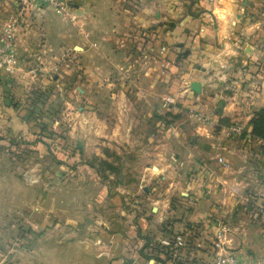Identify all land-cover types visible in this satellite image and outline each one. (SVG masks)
Listing matches in <instances>:
<instances>
[{
  "label": "rangeland",
  "instance_id": "374dc122",
  "mask_svg": "<svg viewBox=\"0 0 264 264\" xmlns=\"http://www.w3.org/2000/svg\"><path fill=\"white\" fill-rule=\"evenodd\" d=\"M65 1L66 14L46 7L66 34L86 10L77 11L84 2ZM121 1L122 8L129 7L132 13L144 2ZM193 2L175 3L176 14L169 24L180 15L202 12L208 13L205 19L212 24L211 6L191 8ZM238 4L242 6L240 0ZM241 20L249 26L248 38L259 41L257 50L264 57V0H251ZM15 22L17 26V18ZM84 25L80 21L77 27L89 37ZM158 26L162 28L160 23L133 25L122 33L113 29L108 39L107 34H97L88 45L50 50L45 67H27L20 82L1 83L0 264L196 263L193 258L183 263L184 256L177 252L188 243L195 245L192 229H213L215 219L208 213L185 221L182 210L192 206L186 188L190 179L203 195L208 192L204 184L211 183L209 172L202 171L203 163L191 165L201 159L200 155L194 158L197 150L207 156L211 148L208 139L193 129L197 119L187 107L199 110L202 103L199 111L206 116L217 115L219 123L239 121L248 132L253 110L264 105L257 100L264 94V59L222 63L225 73L218 78L214 75L218 61L190 60L197 45L176 50L174 44L163 41L164 31L155 30ZM206 43L201 39L198 47H208ZM82 48L87 49L91 64ZM190 77L204 81L208 90L192 93ZM166 95L173 98L172 103H164ZM217 127L214 124L211 132ZM255 138L253 149L262 156L253 163L257 173L245 188L243 205L260 221L264 217L259 173L264 168V139ZM191 156L194 161L188 160ZM159 157L167 167L173 165L172 173L155 169ZM171 158L178 160L171 164ZM203 195L196 199H206ZM155 197L174 210L170 216L154 219ZM217 219L228 226L226 219ZM183 232L184 243L171 240ZM207 232L208 258L219 242L212 230ZM258 262L264 264L262 259Z\"/></svg>",
  "mask_w": 264,
  "mask_h": 264
},
{
  "label": "crops",
  "instance_id": "0c3cea01",
  "mask_svg": "<svg viewBox=\"0 0 264 264\" xmlns=\"http://www.w3.org/2000/svg\"><path fill=\"white\" fill-rule=\"evenodd\" d=\"M73 1L76 4L84 2L85 5H79L78 7L80 8L78 10L76 9V5L74 9L79 11L81 8H84L86 13L81 16L82 19L80 18L76 21V24L74 22L71 23L70 28L72 26L73 29H70L65 34L60 31L59 23L49 17L46 6H21L15 0H0V26L7 20L17 18L19 21L14 32V49L18 69L13 75L0 73L4 75L0 78V88L3 85L9 86L11 83L20 82L22 79L20 78L22 77L20 76L21 72L27 67L33 65L40 68L45 67L50 61V50L55 51L62 46L72 47L76 44L85 43L88 45L97 39L95 37L97 34H107L108 39L111 37L110 34L113 29L122 33L129 26L133 25L152 27L156 23L162 24V28L158 26L155 30H163V41L169 45L174 44L176 50L179 47H195L197 45L195 49L191 50L192 53L189 55L190 60H197V62L202 64L208 63L210 59H212V62L214 60L218 61L219 67L216 73H214L218 78H222L225 73L221 65L222 63H232L233 61L248 62L252 59L251 57H257L260 60L264 59L260 55L259 50H257L259 41L248 38L250 35L249 26L245 24V20H241L244 10H248L250 7L251 0H240L242 6L238 4V0H194L191 8L194 5H198V7L200 5V9H208L211 6L209 10L212 13V24H210L208 19H205V16L208 14L206 12H202V15L198 16L189 14L180 15L174 24H169L170 18L176 14L174 10L175 3L177 5L178 3L182 4L185 0H144L141 8L133 13L129 11V7L122 8L121 0ZM207 3L210 6H206L205 4ZM243 3L245 4L243 5ZM179 6L181 7V5ZM80 21L85 23L83 29L87 30L89 37H84L83 33H80L77 27ZM163 22H166V24H163ZM201 39L206 40L208 47L203 46L204 48L202 49L198 47ZM101 49L105 54L106 48L103 46ZM81 51H83L82 55L85 54L87 58L86 62L91 64L87 49L82 48ZM207 55L209 56L207 57ZM197 56L198 59L196 58ZM152 79L153 77L150 76L149 81L151 82ZM193 79L198 80L190 77L187 82L189 83ZM198 81L201 84L200 92L208 90L204 81ZM257 100L258 105L264 104V94H259ZM189 108L196 109V106L187 107L188 113ZM202 108V103H199L197 109L201 110ZM257 108L255 107V109ZM195 122L193 129L199 136L208 139L211 150L207 156H202L201 151L197 150V156L194 158L200 155L201 163L200 160L198 162L194 161L192 156L188 160L194 161V164L192 163L191 165V167L194 166L193 168L196 167L195 165L198 164L200 166L203 163L202 171L205 169L206 173L209 172L211 183L209 185L207 183L204 184L205 189L208 191L204 195L197 186V183L194 184L191 179L190 182L186 183L187 193L190 192L188 201L192 206L189 205L191 206L189 211L182 210V220L197 218L198 216L202 218L208 213L215 220H218L217 217L226 219L228 230L224 233V237L221 240L224 242L222 247L232 249L240 259L247 260L250 264H258V261L264 260V225H258V222L264 221V217L262 216L259 221L253 215H249V210L245 209L243 205L247 200L245 198V188L249 186L251 179L257 173V170L253 167V163H258L259 158L262 156L260 151L256 152V149H253L257 145L256 138L252 134L246 135L244 132L238 133L228 129L230 125L240 122L219 123L217 115L214 117L207 115L206 119L202 122L197 120ZM214 124H217L218 127L214 132H211L210 129ZM247 130L249 131V127ZM218 155L227 162L226 166L217 162L216 156ZM160 158L162 157H159L155 161L157 162L154 165L155 169L159 171L163 170L165 175L172 173L174 169L173 165L167 167V164L161 161ZM176 160L178 159L171 158L169 159V163L174 164ZM241 172L248 175L247 180L240 178L242 177L239 176V174L242 175ZM259 173L261 174V189H264V168ZM197 195H203L206 199L198 200L196 199ZM154 200L155 211H152L153 205H150V211H152L155 220L167 218L174 211L173 209H167L166 200L156 197ZM260 203L264 206V196ZM249 205H251V200ZM182 226L183 223L178 222V227L183 228ZM206 229H187L191 230L192 233L195 230L193 243L199 246L195 247V245L188 243L180 249V252H177L184 256L182 257L184 258L183 263L189 262L188 260L191 261L190 258H193V261L195 260V264H199L200 261L207 259L205 253L208 250L206 246L210 238V234L207 231H213L214 228L208 227ZM53 254H55V250ZM55 260H58V258H54V263H56ZM60 264L64 263L60 262ZM72 264L77 263L75 261Z\"/></svg>",
  "mask_w": 264,
  "mask_h": 264
},
{
  "label": "built area",
  "instance_id": "2783aa9c",
  "mask_svg": "<svg viewBox=\"0 0 264 264\" xmlns=\"http://www.w3.org/2000/svg\"><path fill=\"white\" fill-rule=\"evenodd\" d=\"M16 3L21 6H49L56 13L66 14L67 3L65 0H15ZM15 19L8 21L0 27V73L7 75H13L18 69L16 52L14 49V32L16 27ZM173 98L170 95L164 97V103H172ZM189 112L194 116L197 121L206 119V115L195 108H189ZM228 129L241 133L244 132L243 127L240 123H234L228 127ZM250 135L248 131L245 133ZM217 162L221 165L226 166L227 162L220 156H216ZM207 190V189H206ZM213 235L217 239L218 247L214 250L210 256L203 262V264H250L247 260L240 259L238 255L232 249L223 248L220 243L224 237V233L227 229L226 225L219 220H214ZM186 234L178 233L173 237L174 242H185Z\"/></svg>",
  "mask_w": 264,
  "mask_h": 264
},
{
  "label": "trees",
  "instance_id": "16d2710c",
  "mask_svg": "<svg viewBox=\"0 0 264 264\" xmlns=\"http://www.w3.org/2000/svg\"><path fill=\"white\" fill-rule=\"evenodd\" d=\"M3 76V74H0V78ZM249 132L255 137L264 139V105L255 109L249 118ZM173 237H171V240H173Z\"/></svg>",
  "mask_w": 264,
  "mask_h": 264
},
{
  "label": "water",
  "instance_id": "95a60500",
  "mask_svg": "<svg viewBox=\"0 0 264 264\" xmlns=\"http://www.w3.org/2000/svg\"><path fill=\"white\" fill-rule=\"evenodd\" d=\"M188 88L193 92V93H198L201 90V84L198 80H190L188 83Z\"/></svg>",
  "mask_w": 264,
  "mask_h": 264
}]
</instances>
